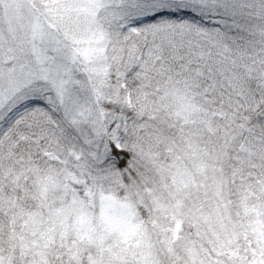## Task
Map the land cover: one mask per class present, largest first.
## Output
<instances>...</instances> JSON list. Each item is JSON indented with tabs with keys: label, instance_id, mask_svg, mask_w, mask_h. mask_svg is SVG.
Returning a JSON list of instances; mask_svg holds the SVG:
<instances>
[{
	"label": "snow or ice",
	"instance_id": "1",
	"mask_svg": "<svg viewBox=\"0 0 264 264\" xmlns=\"http://www.w3.org/2000/svg\"><path fill=\"white\" fill-rule=\"evenodd\" d=\"M0 264H264V0H0Z\"/></svg>",
	"mask_w": 264,
	"mask_h": 264
}]
</instances>
